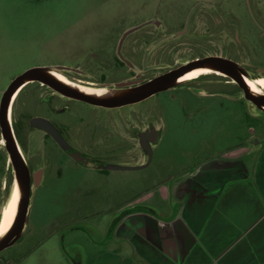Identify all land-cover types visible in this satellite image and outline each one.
I'll return each instance as SVG.
<instances>
[{
  "label": "rangeland",
  "instance_id": "rangeland-1",
  "mask_svg": "<svg viewBox=\"0 0 264 264\" xmlns=\"http://www.w3.org/2000/svg\"><path fill=\"white\" fill-rule=\"evenodd\" d=\"M207 55L231 58L251 78L264 76V0H0V101L31 67L121 92ZM26 85L30 90L12 104L11 124L31 172L30 205L21 235L0 251V264H24L29 253V264H68L87 224L118 208H159L162 183L175 191L177 179L201 162L252 152L264 140V111L224 75L174 83L115 108ZM37 114L62 125L67 147L31 124ZM152 128L158 139L147 167L103 168L145 163L139 134ZM16 179L0 129V217Z\"/></svg>",
  "mask_w": 264,
  "mask_h": 264
},
{
  "label": "crops",
  "instance_id": "crops-1",
  "mask_svg": "<svg viewBox=\"0 0 264 264\" xmlns=\"http://www.w3.org/2000/svg\"><path fill=\"white\" fill-rule=\"evenodd\" d=\"M165 184L161 207L118 208L84 226L68 264H264V140L252 152L201 162L175 191Z\"/></svg>",
  "mask_w": 264,
  "mask_h": 264
},
{
  "label": "water",
  "instance_id": "water-1",
  "mask_svg": "<svg viewBox=\"0 0 264 264\" xmlns=\"http://www.w3.org/2000/svg\"><path fill=\"white\" fill-rule=\"evenodd\" d=\"M204 65H209L216 71H219L225 76L231 78L232 81H234L243 90L244 97L247 100L252 101L258 108L264 111V93L253 94L244 78L246 71L241 66H239L236 61L221 55H207L193 59L186 64H182L176 68L163 72L146 81L129 86L115 96L104 98L92 96L83 93L76 88L68 86L51 76L47 72L48 69L39 66L28 68L16 76L2 93L0 101V129L2 137L5 141V147L9 153L12 165L14 167L16 177L21 184L23 197L21 199L18 214L12 227L6 236L0 240V251L14 244L21 235L25 226L30 205L32 188L31 172L26 163L21 147L17 141L12 124L8 120V109L12 101V96L25 81L37 80L47 84L65 96L82 100L97 106L115 108L143 101L159 92L165 91L175 83L179 76L191 69L202 67ZM30 122L34 127L42 129L47 134L52 136L60 146H68L67 141L48 119L35 116L31 118ZM139 138L141 147L148 154V159L145 163L136 165L109 163L104 165L103 168L106 170H138L147 167L153 158L152 142H155L158 139V133L152 128L150 130L141 132L139 134ZM75 156L76 155H74V157Z\"/></svg>",
  "mask_w": 264,
  "mask_h": 264
},
{
  "label": "bare ground",
  "instance_id": "bare-ground-1",
  "mask_svg": "<svg viewBox=\"0 0 264 264\" xmlns=\"http://www.w3.org/2000/svg\"><path fill=\"white\" fill-rule=\"evenodd\" d=\"M200 69H203V70H200ZM204 70H210V71L214 70V71H216L215 69L211 68L209 65H204L202 67H197V68L191 69V70L185 72L184 74H182L181 76H179L176 79L175 83H177V84L181 83L182 81H184L183 78H185V79L195 78V77L199 76L200 74H202L204 72ZM47 72L51 76H53L52 69H49ZM53 77L56 78L55 76H53ZM248 79L249 78H246V82H247L248 87L250 88L251 92L253 94H262V91L259 89L260 86L255 81L248 80ZM28 82L29 81H25L23 83V85L20 88H18L16 90V92L12 96V101H11L9 109H8V120H9L10 123H11V108H12V103L14 101V98H15L16 94L18 93V91ZM66 85H68V84H66ZM68 86H71V85H68ZM71 87H73V86H71ZM73 88H76V89L80 90L83 93H86V94H89V95H92V96H96V97H100V98L112 97V96H115V95L119 94V92H116V91H110V92H106V93H104V92L103 93L102 92H100V93L99 92L98 93H91L90 89H88V88H77V87H73ZM93 92H95V89L93 90ZM263 107H264V105H263ZM17 183H18V187L20 186L18 191L21 194L22 187H21V184H20L18 179H17ZM20 199H21V196H20ZM17 200H18V194H17V190H16V187H15V190H14V192H13V194H12V196H11L9 202H8V204L5 206V208L3 209V212H2V217H1V221H0V240H2V238H4V236H6V234L9 232V230H10L9 225L11 226V224H12L11 221H12L13 217H14V219H13L14 221L16 219V216H17V213H18V209H19V204H17ZM6 225H7V229L9 227L7 232L4 230Z\"/></svg>",
  "mask_w": 264,
  "mask_h": 264
},
{
  "label": "flooded vegetation",
  "instance_id": "flooded-vegetation-1",
  "mask_svg": "<svg viewBox=\"0 0 264 264\" xmlns=\"http://www.w3.org/2000/svg\"><path fill=\"white\" fill-rule=\"evenodd\" d=\"M189 62V61H188ZM188 62H185V63H183V64H186V63H188ZM200 70H203V69H200ZM52 74H53V76H55L56 77V79H58V80H60V81H62L63 83H65V84H68V85H71V86H73V87H77V88H88V89H90V92L91 93H100V92H104V93H106V92H110V91H113V90H109L108 88H106V87H91V86H87V85H85V84H82V83H76V82H73L72 80H70L69 78H67L66 77V75H64L62 72H60V71H58V70H56V69H52ZM208 74H218V75H224L223 73H221V72H218V71H214V70H212V71H210V70H204V72L202 73V74H200L199 76H197V77H195V78H191V79H185V78H183V80L184 81H182L181 83H179V84H183V83H185V82H187V81H190V80H193V79H196V78H199L200 76H203V75H208ZM225 76V75H224ZM244 78H245V80H246V78H249L248 80H253V81H255L260 87H263L264 86V76H259V77H256V78H251V77H249L247 74H244ZM180 80V79H179ZM31 82H37V83H39V84H44V83H42V82H40V81H37V80H32V81H29L28 83H31ZM28 85V84H27ZM26 84L23 86V88H21L19 91H18V93L16 94V96H15V98L17 97H20V93H21V91H24V92H26V91H29L30 90V88H29V86H27ZM44 85H46V86H48L47 84H44ZM48 87H50V86H48ZM51 88V87H50ZM53 89V88H52ZM95 89V92H93V90ZM103 90V91H102ZM106 90V91H105ZM56 91V90H55ZM59 93V92H58ZM61 94V93H60ZM15 98H14V100H15ZM78 100V99H77ZM82 101V100H81ZM85 102V101H84ZM13 103H14V101H13ZM12 103V104H13ZM88 103V102H87ZM11 112H12V108H11ZM35 116H38V117H43V118H46V119H48L57 129H58V131L60 132V134L61 135H63V133H62V125L60 124H58L55 120H53V119H49V118H47L46 116H44V115H40V114H37V115H34L33 117H35ZM42 130V129H41ZM49 135V134H48ZM50 136V135H49ZM51 138H53L52 136H50ZM53 140H54V138H53ZM73 157H74V155H73ZM77 161H79V162H86L83 158H81L80 156H75L74 157ZM15 185H16V190H17V194H18V200H17V204H19V202H20V196H21V198L23 197V191H21V194L19 193V191H18V189H19V187H18V183H17V179H16V182H15ZM3 212V211H2ZM16 214V213H15ZM15 216V215H14ZM1 217H2V214H1ZM1 217H0V221H1ZM13 219H14V217H13ZM12 219V221H11V226L13 225V223H14V220ZM11 226L9 225V227L11 228ZM9 227H8V229H9ZM7 229V230H8ZM7 232V231H6Z\"/></svg>",
  "mask_w": 264,
  "mask_h": 264
},
{
  "label": "snow or ice",
  "instance_id": "snow-or-ice-1",
  "mask_svg": "<svg viewBox=\"0 0 264 264\" xmlns=\"http://www.w3.org/2000/svg\"><path fill=\"white\" fill-rule=\"evenodd\" d=\"M4 230L7 231V225L5 226V229Z\"/></svg>",
  "mask_w": 264,
  "mask_h": 264
},
{
  "label": "trees",
  "instance_id": "trees-1",
  "mask_svg": "<svg viewBox=\"0 0 264 264\" xmlns=\"http://www.w3.org/2000/svg\"><path fill=\"white\" fill-rule=\"evenodd\" d=\"M48 135V134H47Z\"/></svg>",
  "mask_w": 264,
  "mask_h": 264
}]
</instances>
